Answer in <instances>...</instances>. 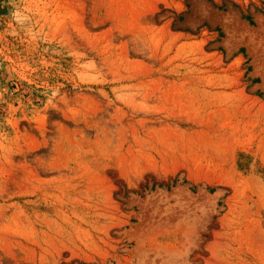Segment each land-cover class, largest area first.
<instances>
[{
    "label": "rangeland",
    "instance_id": "obj_1",
    "mask_svg": "<svg viewBox=\"0 0 264 264\" xmlns=\"http://www.w3.org/2000/svg\"><path fill=\"white\" fill-rule=\"evenodd\" d=\"M0 264H264V0H0Z\"/></svg>",
    "mask_w": 264,
    "mask_h": 264
}]
</instances>
